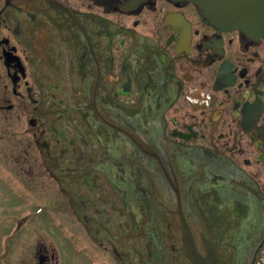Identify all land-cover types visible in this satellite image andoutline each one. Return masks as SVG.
I'll list each match as a JSON object with an SVG mask.
<instances>
[{
	"label": "flooded vegetation",
	"instance_id": "flooded-vegetation-1",
	"mask_svg": "<svg viewBox=\"0 0 264 264\" xmlns=\"http://www.w3.org/2000/svg\"><path fill=\"white\" fill-rule=\"evenodd\" d=\"M264 264V30L187 1L0 0V264Z\"/></svg>",
	"mask_w": 264,
	"mask_h": 264
},
{
	"label": "water",
	"instance_id": "water-1",
	"mask_svg": "<svg viewBox=\"0 0 264 264\" xmlns=\"http://www.w3.org/2000/svg\"><path fill=\"white\" fill-rule=\"evenodd\" d=\"M194 3L207 18L229 28L251 31L264 30V0H175ZM197 264H220L214 252L202 259L191 250Z\"/></svg>",
	"mask_w": 264,
	"mask_h": 264
},
{
	"label": "rangeland",
	"instance_id": "rangeland-1",
	"mask_svg": "<svg viewBox=\"0 0 264 264\" xmlns=\"http://www.w3.org/2000/svg\"><path fill=\"white\" fill-rule=\"evenodd\" d=\"M82 264V263H81Z\"/></svg>",
	"mask_w": 264,
	"mask_h": 264
}]
</instances>
